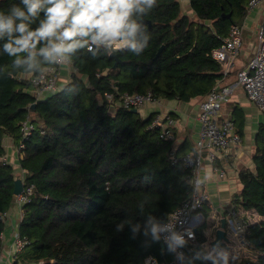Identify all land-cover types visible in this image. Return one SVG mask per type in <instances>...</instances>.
Returning a JSON list of instances; mask_svg holds the SVG:
<instances>
[{"label":"trees","instance_id":"obj_1","mask_svg":"<svg viewBox=\"0 0 264 264\" xmlns=\"http://www.w3.org/2000/svg\"><path fill=\"white\" fill-rule=\"evenodd\" d=\"M19 2L0 0V11ZM189 2L193 18L179 0H156L134 15L135 21L152 23L149 31L138 24V41L145 45L138 54L95 45L69 53V81L41 100L29 77L53 65L39 53L43 44L31 57L27 51L10 55L4 47L9 36L0 38V216L14 205L19 176L18 168L3 161L4 140L12 137L19 146L28 114L34 125L19 155L24 184L34 187L19 226L30 244L15 264H145L149 256L173 261L171 248L163 249L151 233L149 218L160 224L191 197L190 171L171 164L173 140L151 128L153 115L144 119L105 95L114 94L116 101L125 93L150 92L157 100L187 103L211 92L222 78L211 52L232 25L242 24L250 0ZM40 19L43 13L31 27ZM237 123L242 137V122ZM255 146L254 170L238 173L243 189L236 200L260 217L242 237L251 257L227 264H264V125ZM204 228H198L199 245L183 264H225L202 247L208 240ZM5 230L0 219V252Z\"/></svg>","mask_w":264,"mask_h":264},{"label":"built area","instance_id":"obj_2","mask_svg":"<svg viewBox=\"0 0 264 264\" xmlns=\"http://www.w3.org/2000/svg\"><path fill=\"white\" fill-rule=\"evenodd\" d=\"M261 5H264V0H250L248 10L251 11ZM244 32V25H232L222 45L211 52V57L222 66V78L216 82V85L206 96V99L200 103L198 120L201 125V130L196 150L192 153L182 155L174 150L170 152V162L172 165H182L185 169L190 171V183L193 187V193L188 200L183 202L177 210L169 215L166 221L160 223L164 228L163 231L158 233L161 242L164 243L165 246H169L174 255L173 261L167 264H183L186 253L189 252L192 247L199 245L197 230L203 221L200 212L210 203V196L205 192L204 183L201 179L204 161L207 160L210 163H215L219 155L226 156L232 149L237 148L243 142L241 136L234 130L233 123L231 121L221 122L220 117L223 104L229 101L234 91V86L226 84V79L235 70L236 59L243 45ZM92 49L93 46L89 50ZM69 66H71V63L67 56L65 59L53 61V65L50 68H46L42 72L29 77L38 100L61 90L64 85L62 84L61 73L63 69ZM237 85H240L244 89L248 99L264 114V22L258 30V43L254 56L246 67L237 72L236 86ZM105 97L110 103L116 104L115 102H118L129 109L136 108L139 110L148 104H158V100L155 99L150 92L146 95L125 93L120 95L119 99L116 101L115 95L112 93H107ZM174 124L175 121L172 118L156 116L152 121L151 128L160 130L162 139L173 140L174 133L172 127ZM21 130L22 139L17 147L19 155L21 149L24 147V141L29 139L34 131V125L30 114H28L23 121ZM3 161L7 164H11L7 156L3 158ZM17 170L19 172L17 179L22 180L24 190L21 194L16 195L11 210L0 216V219L5 222L6 228L8 226L12 227V212L16 213L17 218V224L13 226L11 243L8 250L7 259L9 263H15L20 253L30 244L27 237L21 236L19 226L24 218L23 208L30 202L34 187L25 186V172L21 170L20 165ZM213 171L218 174L220 179H224L226 176V171L218 166H214ZM250 216L252 220L246 222L240 216L236 206H233L229 210L226 218L228 238L226 245L228 248L231 247L232 243L235 245L236 242L242 241L243 233L248 223L257 222L259 220V215L254 211H250ZM173 234L179 236L184 242L181 244L173 241L171 239ZM211 242L212 241L208 239L202 244L204 250L210 254L213 252ZM145 264L165 263H161L154 256H149L145 259Z\"/></svg>","mask_w":264,"mask_h":264},{"label":"crops","instance_id":"obj_3","mask_svg":"<svg viewBox=\"0 0 264 264\" xmlns=\"http://www.w3.org/2000/svg\"><path fill=\"white\" fill-rule=\"evenodd\" d=\"M180 3L183 6L184 14H193L189 0H180ZM246 13L241 24L245 27L243 45L236 59L235 70L226 79V84L233 85L234 91L229 101L223 104L220 117L221 122L231 121L234 130L238 134L237 122H242L244 132L241 138L243 142L237 148L232 149L226 156L219 155L215 163H210L205 160L201 171L204 190L210 196L209 205L200 212L203 218L201 225L204 224V234L210 241L216 238V231L221 228L222 219L227 218L228 212L233 206H238L239 214L246 222L252 220L250 211L243 210L236 204L237 197L240 196L243 189L238 173L242 169L254 170L253 158L256 151L255 135L260 125H264V114L248 99L244 89L240 85L236 86V81L238 70L246 67L256 52L258 30L264 22V5L258 6L251 11L247 10ZM70 73L71 66L62 70V84L69 81ZM205 99L206 97L196 98L187 103L162 99L158 100V104L156 105H145L139 109V114L144 119H148L151 115H153V118L156 116L172 118L175 121L172 127L174 133L172 150L181 155L188 154L194 152L197 148L201 130V125L198 120L199 106ZM4 145L6 147V156L10 163L15 168H19L17 143H15L12 137L7 136L4 140ZM212 166H218L224 169L226 171L225 178L220 179L218 174L213 171ZM208 219L214 220V234L206 231ZM11 224L12 227L8 226L4 233V246L0 254V264H15L9 263L7 259L13 226L17 224L15 212L11 214ZM196 248V246L192 247V249ZM229 249L228 246L225 249H212V255L220 259H225V257H228L225 256V253Z\"/></svg>","mask_w":264,"mask_h":264},{"label":"clouds","instance_id":"obj_4","mask_svg":"<svg viewBox=\"0 0 264 264\" xmlns=\"http://www.w3.org/2000/svg\"><path fill=\"white\" fill-rule=\"evenodd\" d=\"M155 4L156 0H20L7 12L0 11V38L9 36L4 47L10 55L27 51L31 57L42 43L39 53L50 61L65 59L78 48L91 49L93 45L111 52L127 48L138 54L145 45L138 41L140 26L133 17ZM41 13L43 19L32 28ZM13 33L19 36L13 37ZM149 225L153 236L159 239L158 233L164 228L152 218ZM171 239L184 242L175 234Z\"/></svg>","mask_w":264,"mask_h":264},{"label":"water","instance_id":"obj_5","mask_svg":"<svg viewBox=\"0 0 264 264\" xmlns=\"http://www.w3.org/2000/svg\"><path fill=\"white\" fill-rule=\"evenodd\" d=\"M136 23L140 24V26L147 25L148 26V28H147L148 31L152 27V23L150 21L146 20L143 17L141 19L137 20ZM163 49H164V46H162L159 49V51L157 53V56H159L162 53ZM131 111L133 113H139V110L136 109V108L131 109ZM23 190H24V185H23L22 180L21 179H17L16 182H15V190H14L15 196L21 194ZM226 224H227V221H226L225 218H223L222 221H221V228L216 231V238L211 242V247H212L213 250L221 249V248L225 249L227 247L226 243L228 241V238H227ZM161 247L163 249H166L165 244L162 243V242H161Z\"/></svg>","mask_w":264,"mask_h":264},{"label":"rangeland","instance_id":"obj_6","mask_svg":"<svg viewBox=\"0 0 264 264\" xmlns=\"http://www.w3.org/2000/svg\"><path fill=\"white\" fill-rule=\"evenodd\" d=\"M191 17L193 18L194 14H191ZM213 224H214V220H211V219L207 220L206 231L208 233H210V234H214L215 233V228L213 227ZM225 256H228L227 259H234V258L246 259V258L251 257V253L242 244V241L241 242L238 241V242H236L235 245L233 243L231 244V247H230L229 251L227 253H225Z\"/></svg>","mask_w":264,"mask_h":264}]
</instances>
